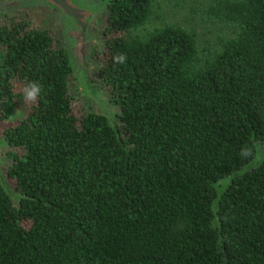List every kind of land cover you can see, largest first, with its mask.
Masks as SVG:
<instances>
[{
	"label": "trees",
	"instance_id": "obj_1",
	"mask_svg": "<svg viewBox=\"0 0 264 264\" xmlns=\"http://www.w3.org/2000/svg\"><path fill=\"white\" fill-rule=\"evenodd\" d=\"M104 1L114 120L76 111L48 28L0 20V120L43 86L0 134V264H264V159L240 156L264 150V0H213L236 30L210 51L177 24L137 32L152 0Z\"/></svg>",
	"mask_w": 264,
	"mask_h": 264
},
{
	"label": "rangeland",
	"instance_id": "obj_2",
	"mask_svg": "<svg viewBox=\"0 0 264 264\" xmlns=\"http://www.w3.org/2000/svg\"><path fill=\"white\" fill-rule=\"evenodd\" d=\"M213 0H152V11L146 22L137 32H145L153 26L163 24H177L194 32L197 46L213 50L219 46V41L232 35L236 26L227 20H221L208 12V7ZM103 4L104 0H91ZM93 5V4H92ZM98 6V5H94ZM99 10L90 18L83 46L85 60V74L87 75L94 93H90L84 83V78L79 72V65L72 54L74 42V28L71 21L51 10L45 4L35 0H16L12 3L0 1V20L4 16H24L27 21L37 27H46L50 30L55 45H65L73 61V71L68 75L69 92L74 100L77 112L95 110L106 113L112 120L115 119L116 105L109 89L101 82L97 75L100 67L101 46L103 35L101 29L105 23V8L98 6ZM206 50V51H207ZM76 66V67H75ZM20 88L15 82V89ZM24 107L23 99H17L16 107L5 120H0V134L4 124L14 121L19 117ZM2 139L0 135V150ZM262 151V150H260ZM1 154V151H0ZM0 171L4 174L3 161L0 158ZM7 182L8 181L5 179Z\"/></svg>",
	"mask_w": 264,
	"mask_h": 264
},
{
	"label": "water",
	"instance_id": "obj_3",
	"mask_svg": "<svg viewBox=\"0 0 264 264\" xmlns=\"http://www.w3.org/2000/svg\"><path fill=\"white\" fill-rule=\"evenodd\" d=\"M5 3H12L16 0H0ZM42 4L47 5L51 8L52 11L58 13L59 15L69 19L74 28V42L72 45V54L74 58L77 60L79 65V72L84 78V83L87 90L90 93H94V88L91 85L87 75L85 74V60H84V52L83 46L85 41V34L87 31L88 23L90 21L91 16H93L98 10V6H94L90 3H85L81 0H35ZM262 159H264V150H258L256 152V156L253 161H250L244 168H249L257 163H259ZM243 169H240L236 173L242 172ZM234 174L228 176L224 181H222L221 185L218 186V193H220L230 182L232 176ZM0 182L5 187V189L12 194V191L4 180V174L0 171Z\"/></svg>",
	"mask_w": 264,
	"mask_h": 264
},
{
	"label": "clouds",
	"instance_id": "obj_4",
	"mask_svg": "<svg viewBox=\"0 0 264 264\" xmlns=\"http://www.w3.org/2000/svg\"><path fill=\"white\" fill-rule=\"evenodd\" d=\"M126 54L118 53L113 57V60L117 63L126 62ZM43 91V86L39 81L30 80L24 84L20 89L21 95L23 97L24 107H29L32 104L37 103ZM240 156L246 161H253L256 156V151L254 147L244 146L241 148Z\"/></svg>",
	"mask_w": 264,
	"mask_h": 264
},
{
	"label": "flooded vegetation",
	"instance_id": "obj_5",
	"mask_svg": "<svg viewBox=\"0 0 264 264\" xmlns=\"http://www.w3.org/2000/svg\"><path fill=\"white\" fill-rule=\"evenodd\" d=\"M81 1H83V2H85V3H90V4H93V5H100V7L102 6H105V1H104V3L101 5V4H97L96 2H91V0H81Z\"/></svg>",
	"mask_w": 264,
	"mask_h": 264
},
{
	"label": "bare ground",
	"instance_id": "obj_6",
	"mask_svg": "<svg viewBox=\"0 0 264 264\" xmlns=\"http://www.w3.org/2000/svg\"><path fill=\"white\" fill-rule=\"evenodd\" d=\"M76 67V66H75Z\"/></svg>",
	"mask_w": 264,
	"mask_h": 264
}]
</instances>
